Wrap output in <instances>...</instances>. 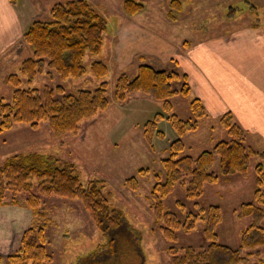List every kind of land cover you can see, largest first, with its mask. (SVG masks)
<instances>
[{"label": "rangeland", "instance_id": "obj_1", "mask_svg": "<svg viewBox=\"0 0 264 264\" xmlns=\"http://www.w3.org/2000/svg\"><path fill=\"white\" fill-rule=\"evenodd\" d=\"M58 1L65 0H10L21 22L22 33L8 40L4 44L6 51L0 53L1 99H10L12 86L6 78L17 72L20 62L29 56L27 44L22 39L24 31L34 19L46 18L51 5ZM88 1L109 21L99 55V59L108 66L106 76L97 79L88 73L79 78L62 80L55 76L50 80L45 74H40L29 85L42 91L45 85L63 83L66 91L73 93L78 88H93L105 81L109 106L83 120L77 133L55 134L46 121H42L37 128L25 123L13 124L10 129L0 131V164L8 156L26 151L45 152L73 162L83 183L94 178L104 182L108 199L122 209L129 226L139 235L146 264H171L168 247L182 249L191 246L200 249L207 244L203 235L207 215L199 213L200 218L189 232L177 230L175 241L165 237L154 217L148 195L154 181L153 174L161 169L160 158L167 155L166 148L177 135L169 122L162 120L158 127L164 136L154 137L150 145L143 137V124L162 110L161 104L142 93L130 94L123 103L115 102L112 98L115 80L122 72L132 75L140 60L157 67H175L184 71L180 63L190 58L194 47L207 45L218 36L221 38L234 26L253 25L260 21L256 20L258 17L264 19V0H181L182 7L177 10L171 7L170 0H142L144 9L132 17L123 12L122 0ZM251 5L257 7V12L250 9ZM185 42L190 46L184 45ZM188 78L190 81L189 75ZM191 97L192 92L188 96H173L171 112L181 118L191 116ZM220 115H208L196 131L184 136L186 153L196 156L216 142L227 140L228 136L219 124ZM256 141L258 139L254 137L244 136L246 145L260 148L263 144ZM259 162L264 164V159H251L246 176L236 172L220 176L214 184H205L202 194L195 200L185 196L184 187L178 182L172 193L163 200L164 209L182 219V209H186V212L195 209L193 202L204 209L217 205L221 214L214 230L217 241L239 248L241 231L250 222V217L240 218L236 210L242 202L254 201V168ZM139 168H147V171L137 176L139 188L133 190L125 180L137 175ZM214 170L219 172L217 159ZM261 188L264 190V185ZM31 193L7 192L6 201L13 197L18 199V204L9 202L0 205L25 208L31 214L29 221L21 220L23 224L17 229L19 232L15 242L6 252L0 251L3 257L1 264H13L7 257L20 249L23 233L30 227L40 229L43 234L41 244L50 256L48 264H74L78 255L105 243L104 236L79 199L38 194L36 181ZM30 195L39 196L36 212H32L27 205ZM0 245H3L1 241ZM243 252L248 254L243 264H264V245L243 248Z\"/></svg>", "mask_w": 264, "mask_h": 264}, {"label": "trees", "instance_id": "obj_2", "mask_svg": "<svg viewBox=\"0 0 264 264\" xmlns=\"http://www.w3.org/2000/svg\"><path fill=\"white\" fill-rule=\"evenodd\" d=\"M170 5L177 10L182 7V2L170 0ZM121 6L123 12L131 17L144 9L142 0H122ZM256 8L250 6L253 12ZM256 20L259 22L253 23L254 27L264 19L258 17ZM108 22L106 16L88 0H65L53 3L46 18L34 19L27 26L22 39L30 53L20 62L18 71L6 78L12 91L9 100L0 98V131L10 129L15 123L37 128L42 121H46L55 134L77 133L83 120L109 106L105 81L93 88H78L73 93L67 92L63 83L45 85L42 91L29 85L40 74H45L50 80L55 76L62 80L79 78L88 73L97 79L106 76L108 66L99 59V55ZM184 45L190 46L188 42ZM173 61L178 64L176 60ZM132 93L148 95L161 104L162 110L143 124V137L150 145L154 137L164 136L158 127L162 120L168 121L177 135L169 142L167 155L160 158L161 169L153 174L154 181L148 195L160 229L169 241H175L177 230L189 232L200 218L199 213L207 215L203 232L207 244L200 249L191 246L182 249L168 247L171 264H243L248 259L243 248L264 245L262 162L254 168V201L242 202L236 210L238 217H250V222L241 231L239 248L217 241L214 230L221 219L217 205H209L204 209L193 202L196 213L195 209L187 212L182 209L184 217L181 219L176 213L164 209L163 200L172 193L178 182L183 185L185 196L195 200L202 194L205 184H214L220 176L236 172L246 176L251 159H264V144L260 148L246 145L245 130L230 112H225L220 115L219 124L226 132L227 140L216 142L196 156L186 153L184 136L196 131L203 118L209 114L195 95L189 101L191 116L181 118L171 112L173 96L191 94L187 73L175 67H157L151 62L140 60L132 75L122 72L117 76L112 98L115 102L123 103ZM216 159L219 172L214 170ZM146 171L147 168H139L137 175L126 178L128 187L137 190V176ZM34 181L38 194L79 199L105 238L104 244L78 255L74 264H146L139 235L129 226L122 209L108 199L104 182L94 178L83 183L73 162L38 151L8 156L0 164V205L9 202L18 204V199L13 197L6 201L7 192L32 194ZM30 196L27 205L32 212H36L39 196ZM41 241V230L28 228L21 238L20 249L7 259L13 264H48L50 256ZM2 259L0 256V264Z\"/></svg>", "mask_w": 264, "mask_h": 264}, {"label": "crops", "instance_id": "obj_3", "mask_svg": "<svg viewBox=\"0 0 264 264\" xmlns=\"http://www.w3.org/2000/svg\"><path fill=\"white\" fill-rule=\"evenodd\" d=\"M13 7L10 0H0V53L6 51L8 40L22 33ZM190 55L180 65L191 78V92L208 114L215 117L230 112L247 138L264 144V22L256 27L234 26L221 38L194 47ZM30 215L25 208L0 206V251L6 252L15 242L21 220L29 221Z\"/></svg>", "mask_w": 264, "mask_h": 264}]
</instances>
